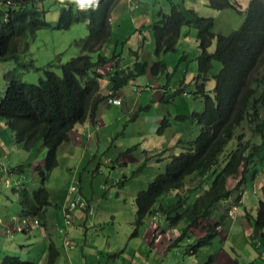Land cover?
Returning a JSON list of instances; mask_svg holds the SVG:
<instances>
[{
  "label": "rangeland",
  "instance_id": "374dc122",
  "mask_svg": "<svg viewBox=\"0 0 264 264\" xmlns=\"http://www.w3.org/2000/svg\"><path fill=\"white\" fill-rule=\"evenodd\" d=\"M249 1L229 0L232 6L230 7L211 5L208 0H119L114 8L120 18L115 20L114 17L116 15H113L111 23L112 36L117 41L111 38L109 42V44H117V47L113 45L112 49L114 52L119 53V66L128 65L132 67L133 71H136V61H146L149 65L148 67L146 66L144 73L135 74L127 80L126 86H123L124 88H119L121 95L123 94L121 98L127 105V112L119 114L118 117L117 115L111 117L112 124L103 130L100 145L92 147L91 151L87 149L79 151L73 149L71 145L60 147L57 152L56 167L53 170H46V183L40 182L42 178L38 170H35L38 168L35 164L47 155L46 148L41 142H38L32 149L26 150L22 145L14 142L13 135L8 132L9 130L6 128L4 121L0 119V197L5 198L10 193L7 190H15L11 187L20 185L16 184V179L20 177V180L25 182L30 190L45 188L49 192V201L52 204V208L57 211L56 206L61 202L59 194L65 187H69L71 183L77 182L80 178L84 190L93 189L97 194V201L93 202L92 223H88L86 232L81 233L82 239H85L90 246L97 244L96 240L102 238L104 243L109 240L114 244H121V247L116 245L111 251L113 255V258L110 259L111 262L118 261L117 254L120 248H123L125 252L123 255L124 259L131 260L133 264H137L138 259L142 261L135 252L130 253L134 244L142 240L140 239L142 227L139 229L137 237L130 236L136 213L135 195L138 191L145 189L156 175L165 171L170 160L169 154H178L183 149H187L189 145L187 143L184 144V142L193 139L197 135L199 131L198 124L191 122L190 117L187 121L183 120L181 114H189L191 116L193 111L200 112L204 106L202 97L194 93L196 86L199 84L194 80L193 82L190 81L192 76L197 75L196 57L200 53L197 44L198 28L183 25L174 45L175 49H163L165 52L156 53L152 23L156 22L157 18H160L162 22V19L166 18L164 14L171 12V5L174 3L176 5L179 4L181 8L193 9L197 20L205 19L203 22H206L212 17L214 33L227 35L242 25L249 9ZM70 4L72 3L69 0H63V3H61V0L43 1L42 5L46 9L45 18L49 25L36 31L33 38L29 40L27 50L20 53L21 62L25 63L32 59L34 63L33 68H17L22 81L38 83L39 79L44 77L45 68H49L60 75L62 73L60 64L81 52L75 42L87 35V23L77 22L62 30L56 27L61 9L68 7ZM73 6L75 7L74 4ZM120 21L123 22L122 31L119 30L118 26ZM119 35L121 36L118 39ZM215 44L216 39L214 38L208 49L209 52L214 50ZM105 49L106 51L110 50L108 44ZM182 55L186 56L182 59ZM97 57L98 53L94 52L91 54L93 61H96ZM158 59L166 62L169 73L166 71L164 75L153 79L150 68L153 62ZM15 67H17V63L13 60L0 61V99L6 86L4 73ZM220 67L221 63L214 60L212 74H215ZM99 69L104 75H107L105 78L108 80L111 74L118 71L114 68L111 73L110 64L101 65ZM163 69L166 68L159 67L161 72L164 71ZM184 78H186L187 83L183 85L184 89L180 90L181 82ZM210 80L213 81L212 84L214 86V80ZM154 81L159 82L160 87L155 89L149 87V83ZM206 85V89L212 96V89H209L211 87L210 81ZM155 90H159L160 94L158 95ZM259 90L264 92V87ZM184 92L188 93L190 98ZM255 107L261 114H264L262 103ZM109 110L111 111L110 108ZM112 112L114 111L112 110ZM252 112L253 110L245 112L246 117L249 116L248 113L251 114ZM165 116L169 120L170 126L164 128L163 134L159 135L156 129L159 127L161 119ZM246 117L243 124L237 129V133H243V143L249 144L248 152L252 150L253 144L256 142V135L253 134L255 132L253 124L259 120L253 122ZM158 119L159 121L156 122ZM194 120L196 121L195 118ZM78 126L80 127V125ZM178 131H182L183 136L181 137L182 139H177L175 145L183 141L180 143L183 146L170 147L166 155L158 156V154H155L160 151V148L170 146ZM186 131L189 132L188 135L185 133ZM233 141L235 140H232L226 146L222 153L223 155H220L219 165L216 166L217 171L223 166L224 154L227 156L229 150L235 147L236 142L234 143ZM137 146L141 148L140 150H150L153 153L150 154L148 159L144 160L143 153L140 154L139 150H136ZM127 149H131L130 154H126L125 151ZM256 149L257 146L254 149L253 157L250 158L246 166L245 177L241 185L242 192L241 190L239 191L241 195L236 198L238 191H235L227 201L216 203L213 207L212 219L210 220L211 223L218 221L219 225H222L224 233L227 234V239L223 243L222 249H227L229 253V246H232L238 252L236 264H264V243L259 239H255L256 236L252 240L247 238L241 228L243 221L245 223L249 219L252 221L256 215L259 201H264V161L262 163L258 162L261 158L256 154L260 153L261 150L258 148V152ZM119 153L125 156V160L122 163L106 162L109 157L116 156ZM45 167L46 165L43 168ZM251 175H255V178H252ZM239 179L240 175L238 178H228L227 187L232 188ZM211 181L212 175L201 181L196 175L188 176L185 179L183 188L177 193L187 194L189 187H195L198 184H201V188H198V190L206 189L210 186ZM5 189H7L6 192ZM19 189L21 188L18 187ZM188 200L192 202V197ZM167 202H172V200ZM228 204L234 210L232 213L227 211L226 206ZM181 211L182 208L171 209L170 218L163 214L164 218L159 217L160 222L163 224L165 222L174 224L177 226L178 232H182V229L186 227V222L181 220V217L175 223L170 221L171 218L175 217L176 212L180 213ZM226 217H233V223L231 226L224 228L223 224L227 223L228 220H226ZM145 220H149V217L147 216ZM44 221L46 222V216ZM203 223L204 221H200L198 225L193 227L194 232H201L200 227ZM248 227L252 232L253 227ZM95 228H98V231H95ZM216 230L218 233H222L218 228ZM12 232L8 233L7 236L1 235L2 241L8 244L18 242L20 239L16 236L17 233ZM178 232L174 230L175 234ZM60 234L57 233L56 229L50 231L51 240L55 243L56 246L54 247L58 252L61 251L58 248L61 241L63 245V238H61ZM34 237L32 235L31 245L38 243L37 239H33ZM224 237L226 236L224 235ZM68 238L72 241L69 245L74 246V248L69 249L66 246L68 248L66 249L63 245V249L75 253L78 251L79 254L77 256L75 254L76 259L71 256V263H68L64 254L61 253L62 264L94 263L95 260H93L92 253H85V259L81 255L84 248L70 237ZM90 239H93L92 242ZM219 246L218 240L213 239L211 243L204 245L198 253H203L207 262L209 253L217 250ZM183 248V245L178 246V249L183 250ZM114 253L116 254L115 256ZM130 256H132L131 259ZM57 259H60V256ZM54 264L56 263L54 262Z\"/></svg>",
  "mask_w": 264,
  "mask_h": 264
},
{
  "label": "trees",
  "instance_id": "16d2710c",
  "mask_svg": "<svg viewBox=\"0 0 264 264\" xmlns=\"http://www.w3.org/2000/svg\"><path fill=\"white\" fill-rule=\"evenodd\" d=\"M43 1L0 0V61L13 60L17 63V67L4 73L6 86L0 99V119L13 135L14 142L26 150L32 149L38 142L46 148L47 155L41 159L43 161L35 164L38 167L35 170H38L41 182L44 183L47 179L46 170H53L57 165V152L61 145L70 141L78 125L86 120L94 124L98 106L105 101L106 95L99 93L98 80L102 78V73L98 69L112 61L118 63L119 53L112 50L106 56L101 50L105 45H109L108 40L112 35L110 15L119 0H100L98 7H88L85 10H80L73 4L63 7L57 20L58 29H67L77 22L87 23V35L75 42L81 52L60 64V75L45 68L44 77L40 78L38 83H29L20 79L17 68L34 67L32 59L21 62L20 53L27 50L29 40L36 31L49 25L45 18ZM211 5L232 7L229 0H211ZM164 16L166 18H163L162 22L159 19L152 24L155 30L156 53L163 52V49L174 50L180 27L190 23L197 25L200 53L197 56V75L193 80L199 84L196 86L197 95L204 96L207 104L204 111L195 112L190 116L191 119L195 117L200 126L195 139L189 143L187 149L178 154H170L165 171L156 175L145 189L136 193V214L130 236L137 237L138 227L147 216L156 212L170 218L171 209L182 208L180 213L176 212L175 217L170 219L172 223L179 217L186 221L182 234L204 221V225L200 227L203 235L187 246L188 251L196 252L217 237L216 228L219 222H210L213 207L220 201L228 200L235 191H238L236 198H239L247 163L256 148L252 147V150L247 152L249 144L243 143V133L237 134L236 129L241 126L247 116L245 112L249 110L253 112L248 113L246 118L253 122L259 120L260 112L255 106L261 103L264 106V92L259 90L264 87V0H250L242 25L228 35L214 33L211 17L206 22H203L205 19L197 20L193 12L184 11L179 4L172 3L171 12ZM214 38V50L209 52ZM94 52L98 53L96 61L91 58ZM214 60L219 61L221 67L219 72L213 75ZM153 64L150 69L154 76L165 73L166 69H163V72L159 70L160 66L167 68L164 60L158 59ZM146 66H149L146 61H136V71L129 66L117 69L118 71L109 77L110 95L118 92L130 77L144 73ZM211 76L215 80L212 98L205 89L203 90ZM169 124L166 116L163 117L157 133L162 134ZM263 124L264 118L256 122V129L259 131ZM233 138L236 139V145L223 158V166L217 171L220 155ZM130 151L131 149H127L125 152ZM191 175H196L200 181L212 175L210 186L198 190L201 188V184H198L189 187L187 194L177 193L183 188L185 179ZM239 175L240 179L236 184L228 188V178H238ZM18 192L21 213L25 218L35 217L44 226L46 207L50 204L49 192L45 188L33 189L30 192L21 188ZM170 193L175 194L166 200L172 202L166 203L164 197ZM190 197L192 202L188 200ZM87 202L93 205L88 200ZM93 213L94 206L92 212L86 215ZM251 226L253 231L248 238L252 240L256 236L255 239L264 243L262 200L259 201ZM57 256V249L50 243L46 264H54ZM208 257L206 264L212 261L213 255ZM2 263L37 264L14 255H4Z\"/></svg>",
  "mask_w": 264,
  "mask_h": 264
},
{
  "label": "crops",
  "instance_id": "0c3cea01",
  "mask_svg": "<svg viewBox=\"0 0 264 264\" xmlns=\"http://www.w3.org/2000/svg\"><path fill=\"white\" fill-rule=\"evenodd\" d=\"M208 1H210V4H211V0H208ZM182 9L186 12L191 11L195 15L194 10L191 8H188V9L182 8ZM113 15L114 16L116 15L114 17L115 20L116 19L118 20L120 18L119 17L120 15L116 14L115 8H114V10L111 12V15H110V24L112 23V16ZM159 19L160 18H157L156 21H158ZM118 26H119V30L122 31L123 22L120 21ZM188 26H195L196 27L197 25L195 23H190ZM152 28H153V31H155L154 27H152ZM238 29H236V30H238ZM112 35H113V31H112ZM112 35H111L110 39L112 38L114 41H117V39H115L114 36H112ZM120 36L121 35L118 36V39L120 38ZM178 37H177V39H178ZM110 39L108 40V43L110 42ZM113 45L114 44H111V43L108 45V47L110 48L109 51H106L105 48L107 45H105V47L101 50V53L108 56L110 54V52L113 50L112 49ZM115 47H117V44H115ZM163 52H165V51H163ZM199 52H200V50H199ZM185 56L186 55H182L181 58L183 59ZM196 59H197V57H196ZM127 66L128 65L120 67L119 63H115L114 61H112V62H110V69H111L110 72H112L114 68L125 69V68H127ZM98 71L100 73H102L100 69H98ZM166 71H167V68H166ZM166 71H165V73H166ZM167 72L169 73V71H167ZM218 72H219V70L215 74H217ZM165 73H163L161 75H164ZM161 75H159V76H161ZM105 76H107V75H104L102 73V78H100L98 80L99 85H100L99 93H100V95H103V96L106 95V98H105V101L100 103L98 106L96 122L93 124L90 120H86L84 123L80 124V127L78 126L79 128L77 127V130H75L74 136L70 138V141L64 143L63 145H61V147L62 146L64 147L66 145H71L73 149H76L79 151L80 150L82 151L83 149H87V150L91 151L92 147L100 145V141H101L100 138L102 137L103 130L112 124L111 117L113 115H117V117H118L119 114L127 112V105L123 102V98H121L123 96V94L121 95L120 90H119L118 92H116V94L110 95V93H111L110 87H109L110 83H109V80L105 78ZM193 77L194 76H192L190 79L191 82H193ZM152 78L155 79L157 77L154 76V74H152ZM210 79L214 80V78H212V76L209 77L205 83L204 88H203V90L205 89L208 92V94H209V91L206 89L207 82L210 81L211 87L209 89H213V87H214L212 84L213 81ZM185 83H187L186 78H184L182 80L180 88H183V85ZM214 85H215V80H214ZM149 87L155 89L156 87H160V83L157 81L150 82ZM155 91L158 93V95L160 94L159 90H155ZM194 93L196 94V89H195ZM184 94H187V93H184ZM188 95L189 94H187V96ZM110 97L119 98L120 103L114 104V103L108 102V98H110ZM200 97H202V99L204 100V106L201 110V111H204L206 108L207 99L204 98V96H200ZM210 97L211 98L213 97V91H212V96L210 95ZM189 98H190V95H189ZM120 106H122V107H120ZM109 108L111 109V111L113 110L114 112L111 113ZM193 113H195V112L193 111L191 116L193 115ZM196 113H198V112H196ZM181 117L183 120L187 121L188 118L190 117V115L189 114H181ZM194 118L195 117H193L191 119V122L197 123L199 126V123L196 122L197 120L195 121ZM259 118H264V114L260 113ZM259 120H261V119H259ZM158 121H159V119L156 120V122H158ZM253 125L255 127L256 122ZM169 126H170V124H169ZM237 129H236V133H237ZM199 130H200V126H199ZM156 132H157V129H156ZM251 132H252V130H251ZM185 133L188 135L189 132L186 131ZM198 133H199V131H198ZM198 133H197V135H198ZM237 134H239V133H237ZM253 134L256 135V142L253 144L254 146L253 145L252 146L253 147L257 146L258 148H260L259 149V150H261L260 153H257L256 155L259 158H261V160H259L258 162L262 163V161H264V124L259 128V131L255 127V132ZM159 135H161V134H159ZM182 136H183L182 131L176 132L171 145L160 148V151H162V152L159 151V152H156L155 154H158V156L159 155H166V152L170 150L169 149L170 147H172V146H174V147L183 146L182 144H180L183 141L178 142L177 145H175V143L177 142V139L178 140L182 139L181 138ZM195 137L191 140H187L186 142H184V144L187 143L189 145V143H191V141H193L195 139ZM232 140H235V141H233L234 143L236 142L235 138H233ZM140 149L141 148L137 146L136 150H139L140 154L143 153L142 156L144 157V160H146V158H148L150 156V154L153 153V151H150V150H140ZM229 152H230V150H229ZM159 153H161V154H159ZM126 154H130V152H126ZM223 158H225V154H224ZM115 159H117L116 163H122L125 160V156L123 154L119 153L116 156L109 157L106 162H109V161L114 162ZM41 161L42 160H39V162H41ZM251 176H252V178H255V175H251ZM16 180H17L16 184H18V185L20 184V185L19 186L13 185L11 187V188L15 189V190L12 189L13 191L5 189V192L7 190V191H10V193L8 195H6V193H5V195H6L5 198L0 197V264H3L2 259H3L4 255H9V254L17 255V257H19L20 259H23V260H32V261L36 262L37 264H46V256H47L49 244L52 243L54 246H56L55 243L51 240V235H50V231L54 230V229L57 230V233H59V234L61 233L60 235H61V238H63V245L65 248H66V246H68L69 249L74 248V246L69 245L70 243H72V241L69 240V238H68V237H70L78 245H80L82 248H84V251L81 252V255L84 258H85V256H84L85 253L86 254L92 253L93 260H95V261H94V263H87V264H133L131 262V260H129V259L126 260L123 258V255L125 254L123 248H120L119 253L117 254L118 261H114V262L110 261V259L113 258L111 251L114 249V247L116 245H118V247H121V244H114L113 242H111L109 240H107L104 243L102 241L103 240V238H102V239L96 240L97 244L90 246L89 243H86L85 239L84 240L82 239L81 233L86 232L88 223L89 224L92 223L91 218H92L93 214L86 215L84 212L76 211L74 218H73V223L70 225H67L65 223L62 206L64 204V197H65L66 190L69 187H65L62 190V192L59 194V199L61 200V202L58 206H56L57 211L52 208V204L49 201L50 204L47 205L46 211H45L46 222L44 221L45 222L44 226L41 225L37 221V219L33 216L31 218H25L23 213H21L22 212L21 204L18 202L19 198H20V194L18 192V187H20L22 189L25 188L29 192L32 190H30L28 188V186H27V184H25V182L20 180V177L17 178ZM40 180H41V178H40ZM46 181H47V179H46ZM46 181L44 183H46ZM8 184L10 185V183H8ZM71 184H75L77 186L78 190L83 195V197L86 200H88L89 202L93 203L94 201H97L96 192L93 189H85L84 190V188L81 184L80 178L77 182L74 181ZM174 194L175 193H170L169 195H167L165 197L164 201L166 202L167 201L166 199L170 196H173ZM225 201H227V200H225ZM241 203L242 202L240 199V204ZM226 207H227V210L229 213H232L234 211L230 207L229 204ZM236 207L238 208V206H236ZM223 208H225V207H223ZM226 214H227V212H226ZM148 217H149V220H145V223H142V225L140 227H138V230L142 227L141 237H140V239H142L141 242H137L136 244H134V246H133V248H131V252H130L131 254L135 252L137 254V257L142 259V261H140L138 259L137 264H205L206 258L204 256V254L198 253L201 248H199L196 252H190V251H188V248H187L188 244L194 242V240L196 238L201 237L203 235L202 231L201 232L198 231L196 233V232H194L193 227H191L186 231L185 234H182L183 229H182V232L179 233L178 229L176 228L177 227L176 225L167 224L166 222H165V224H163L160 222L159 217L164 218V215L162 213H156L155 212V213L149 215ZM27 219H28V221H27ZM232 219H233V217L232 218L226 217L227 223L223 224L224 225L223 227L225 228L227 226H231L233 223ZM242 219H243V217H242ZM181 220H184V219L181 218ZM134 221H135V219H134ZM246 221H247V219H246ZM248 226H251V220L250 219H249V221H247V223H245L243 221L242 226H241L242 231L244 232V235L247 238L252 233ZM19 227H22V229L19 230ZM217 228L219 231H222V233L221 232L218 233L217 237L215 238L220 243V246L217 250L209 253V255H213L212 261L209 264H236V255H238V252H236L232 246H229V248H230L229 253L230 254L228 253L227 249H225V248L222 249L223 243L227 239V234L224 233V229H222V225L217 226ZM60 229H62V232H60ZM8 230H10V232ZM174 230H177L178 233L175 234ZM11 231L17 233L16 236L20 240L16 243H12V244H8V243H5L4 241H2L1 235L7 236L8 233H11ZM95 231H98V228H95ZM138 234H139V231H138ZM138 234H137V236H138ZM32 235H34L36 237V238L34 237L33 239L38 240V243L35 245H31L32 244ZM224 235L226 237H224ZM27 237H28V239H27ZM92 240L93 239H90L91 242H92ZM66 244H68V245H66ZM63 245H62V241L58 245V248H60L61 251L58 252V254H59L58 256H60V259H57L58 256L55 259L56 264H62L61 253L64 254L65 259L68 263H71V256H74V259H76V256L79 254L78 251L76 253L73 251H65L63 249L64 248ZM181 245H183V247H184L183 250L178 249V246H181ZM66 249H68V248H66ZM76 250H77V248H76ZM75 254H76V256H75ZM115 255L116 254L114 253V256ZM131 258H132V256H130V259ZM185 261H189V262H185ZM81 263H82V261H81Z\"/></svg>",
  "mask_w": 264,
  "mask_h": 264
},
{
  "label": "built area",
  "instance_id": "2783aa9c",
  "mask_svg": "<svg viewBox=\"0 0 264 264\" xmlns=\"http://www.w3.org/2000/svg\"><path fill=\"white\" fill-rule=\"evenodd\" d=\"M3 18L5 19L6 16H4ZM108 102L119 104L120 99L110 97L108 98ZM62 210H63V216L65 219V223L67 225H70L73 222V218H74L76 211H81V212H84L85 214H90L93 210V205L87 202V200L83 197V195L78 190L75 184H71L69 188L67 189V192L65 195V201L62 206ZM21 229L22 227H19V230ZM8 231L10 232V230ZM60 232H62V229H60Z\"/></svg>",
  "mask_w": 264,
  "mask_h": 264
},
{
  "label": "clouds",
  "instance_id": "9594fccd",
  "mask_svg": "<svg viewBox=\"0 0 264 264\" xmlns=\"http://www.w3.org/2000/svg\"><path fill=\"white\" fill-rule=\"evenodd\" d=\"M70 3L74 4L80 10H85L88 7H98L100 0H69ZM63 3V0H61Z\"/></svg>",
  "mask_w": 264,
  "mask_h": 264
}]
</instances>
